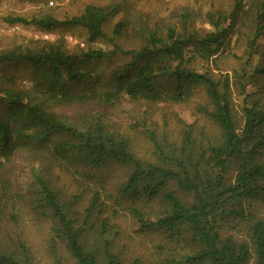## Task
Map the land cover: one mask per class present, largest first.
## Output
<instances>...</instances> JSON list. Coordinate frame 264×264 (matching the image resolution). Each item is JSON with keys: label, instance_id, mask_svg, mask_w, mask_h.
I'll return each mask as SVG.
<instances>
[{"label": "trees", "instance_id": "16d2710c", "mask_svg": "<svg viewBox=\"0 0 264 264\" xmlns=\"http://www.w3.org/2000/svg\"><path fill=\"white\" fill-rule=\"evenodd\" d=\"M117 12L88 5L64 19L7 22L48 32L81 27L93 43L108 37L106 23ZM180 19L150 30L135 50L119 44L121 23L108 38L110 52H68L59 41L0 52V64L40 69L29 89L2 88L0 264H264V62H255L264 58V0H235L228 12L208 13L212 30L188 25L189 15ZM247 23V59L214 72L210 62ZM118 54L126 64L109 74L95 70ZM198 97L195 112L218 129L210 140L185 122L173 132L151 127L146 115L116 131L92 109L127 100L178 106ZM61 107L84 109L75 118L57 113ZM18 155L33 180L27 195L10 178ZM109 163L127 168L126 176L101 178L81 210L82 195L66 198L52 185L53 175L91 183L90 171ZM41 224L43 242L29 244L27 233Z\"/></svg>", "mask_w": 264, "mask_h": 264}, {"label": "rangeland", "instance_id": "374dc122", "mask_svg": "<svg viewBox=\"0 0 264 264\" xmlns=\"http://www.w3.org/2000/svg\"><path fill=\"white\" fill-rule=\"evenodd\" d=\"M234 2L235 0H0V52L25 49L34 43L58 41L63 43L68 52L80 53L87 49H103L110 52L113 50V46L108 38L112 36L116 25L121 23H125V35L119 39V44L125 50H135L140 47L143 38L147 37L150 30L155 28L164 30L167 25L176 21L180 22L183 15L190 16V19H187L188 25L201 28V31L212 30V26L206 19L207 14L215 13L218 10L228 12ZM88 5L118 9V12L106 23L105 32L108 37L93 43L88 40L87 31L81 27L62 28L48 32L33 25L25 26L7 22L9 18L31 19L40 15L64 19L81 14ZM252 32L248 23L246 27L237 26L236 32L231 31V37L233 36L231 44L216 60L210 62L209 67L216 73L238 69L241 62L247 59L246 45ZM260 43L264 47V37ZM236 58L240 61L238 62ZM127 61V58L118 54L113 59L95 64L94 67L98 73L109 74L113 68L122 66ZM255 62L262 63L264 58L257 57ZM39 70L30 64H0V115L3 114L6 107L2 103V99L5 97L2 88L29 89L33 86L31 78L39 74ZM252 90L254 91V88ZM241 99L242 96H235L234 104L239 106L242 102ZM198 103H202L199 97L194 98L190 104L178 106L162 103L146 104L127 100L117 103L115 107L94 105L92 109L103 114L104 121L116 131L126 130V128H128L127 131L131 130V124H135L134 121L146 115L145 119L151 127L157 126L159 129L165 127L173 132L177 129L179 122H185L192 124L197 134H202V137L210 140L217 134L218 129L210 119L195 112L194 108ZM88 108L89 112H93L91 107ZM82 109L84 108L61 107L57 109V113L76 118L80 116L78 113L83 111ZM40 166L45 169L42 164L34 161L36 169H39ZM127 170L121 165L109 163L101 169L90 171L92 176H95L91 183L84 182L78 176L60 175L61 178H58L57 175H53L52 185L66 198L82 195L77 203V208L81 210L89 205V199L93 196L91 190L98 188L96 184L101 178H104L106 182L111 179V176L116 180L123 179ZM10 178L15 188L20 189L24 195L32 192L33 180L30 167L23 156L18 155L15 165L11 167ZM31 233L26 235L27 242L34 246L39 241L41 244L47 234V226L41 224L38 229H32Z\"/></svg>", "mask_w": 264, "mask_h": 264}]
</instances>
